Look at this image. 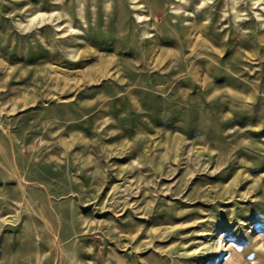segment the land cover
I'll use <instances>...</instances> for the list:
<instances>
[{
    "label": "rangeland",
    "instance_id": "obj_1",
    "mask_svg": "<svg viewBox=\"0 0 264 264\" xmlns=\"http://www.w3.org/2000/svg\"><path fill=\"white\" fill-rule=\"evenodd\" d=\"M225 1L0 0V264H264V1Z\"/></svg>",
    "mask_w": 264,
    "mask_h": 264
},
{
    "label": "bare ground",
    "instance_id": "obj_2",
    "mask_svg": "<svg viewBox=\"0 0 264 264\" xmlns=\"http://www.w3.org/2000/svg\"><path fill=\"white\" fill-rule=\"evenodd\" d=\"M107 1V0H106ZM134 1V3H136L135 4V7H137V8H143V7H146V5H144L146 2H147V0H133ZM179 1H181V3L180 4H183V6H185V7H190V8H193L195 11L196 10H199V9H202V7H203V5H205L207 2H208V0H179ZM212 1V0H211ZM243 0H226L225 1V6H230V17H229V19L228 20H230V21H234V23H233V25L234 26H236V28H239V29H242L244 26H246V25H249V24H251V22L252 21H250V23L249 22H247V20L249 19V18H246L245 19V15L246 14H243V12L245 11V10H247V9H245L242 5H241V2H242ZM260 1H264V0H251V4H252V6H253V8H257L258 6H260L261 5V3H260ZM111 3V2H110ZM222 3H224V2H222ZM174 4V3H173ZM215 4V3H214ZM109 5V4H108ZM257 5V6H256ZM110 6V5H109ZM211 6V5H210ZM111 7V6H110ZM100 8H101V6H100ZM104 8H106V7H104ZM221 8V7H220ZM211 9V8H210ZM263 9H264V5H263ZM102 10V9H101ZM104 10V9H103ZM223 11H224V13H225V15H226V13L228 12V10H226V9H223ZM231 11H232V13L234 14V15H231ZM103 12V11H102ZM106 12V11H105ZM210 11L209 10H201V11H199V15L197 16V18H202V17H206L205 19H208L210 16H206V15H208V13H209ZM59 13V12H58ZM93 13V12H92ZM145 13V12H144ZM55 14V11H52L50 14L48 13V12H43V11H40V12H35L34 14H32V22L31 23H29L30 25L33 23V22H36V20L39 18V17H43V20L42 21H40L39 23L41 24V23H44V22H47V21H50V20H52V16ZM72 14V13H71ZM94 14V13H93ZM228 14V13H227ZM63 15H65L64 13H63ZM81 15V14H80ZM97 15V14H96ZM222 15V14H221ZM46 16H48V18H46V19H44ZM67 16V15H66ZM73 16V15H72ZM95 16V15H94ZM138 16H139V18H143V21H145V19H146V17L147 16H143V13H139L138 14ZM245 16V17H244ZM62 17V15H60V16H58L57 18H56V20L57 19H60ZM83 17V16H82ZM148 18V17H147ZM55 19V18H54ZM65 21V20H64ZM216 22V21H215ZM203 25H204V23H202ZM30 25L29 26H27L28 28H30ZM147 25V24H146ZM192 25H194L193 23H192ZM263 25H264V22H263ZM205 26V29H206V25H204ZM203 26V27H204ZM55 27H57V31L59 32V34L61 33V34H66V32H68V30H70L71 31V29L73 28V26L72 25H70V26H66L65 25V22L64 23H58V24H55ZM67 27V28H66ZM144 27V26H143ZM27 28V29H28ZM71 28V29H70ZM135 28V27H134ZM218 28V27H217ZM145 29H147V28H145ZM199 30H202V25L199 27V29H198V31ZM254 30H256V29H254ZM125 31V30H124ZM127 31V30H126ZM211 31H213V30H211ZM144 32H145V30H144ZM159 32V31H158ZM176 32V31H175ZM147 33H149L148 32V30L145 32V34H147ZM223 35V34H222ZM66 36V35H65ZM212 36V35H211ZM215 38V37H214ZM217 40V39H216ZM153 44V43H152ZM151 44V45H152ZM183 44V43H182ZM121 48V47H120ZM156 48V47H155ZM77 53V52H76ZM122 54V53H121ZM146 54V53H145ZM144 54V55H145ZM75 55V54H74ZM123 55H125L124 53H123ZM78 56V55H77ZM75 57V56H74ZM145 58V57H144ZM190 60V59H189ZM143 66V65H142ZM122 79V78H121ZM173 80V79H172ZM36 248V247H35ZM43 250V249H42ZM37 252V251H36ZM37 254H39V251L37 252ZM50 259V258H49ZM47 260H48V258H47ZM27 261V260H26ZM25 261V262H26ZM20 262V261H19ZM33 262V261H32ZM41 262V261H40ZM49 262V261H48ZM47 262V263H48ZM16 263V262H15ZM35 264V263H34ZM38 264V263H37Z\"/></svg>",
    "mask_w": 264,
    "mask_h": 264
}]
</instances>
